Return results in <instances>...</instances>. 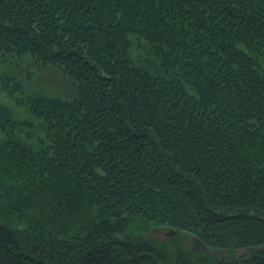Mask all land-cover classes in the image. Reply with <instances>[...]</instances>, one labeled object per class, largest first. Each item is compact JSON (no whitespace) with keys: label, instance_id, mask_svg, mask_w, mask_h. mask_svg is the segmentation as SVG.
<instances>
[{"label":"trees","instance_id":"obj_1","mask_svg":"<svg viewBox=\"0 0 264 264\" xmlns=\"http://www.w3.org/2000/svg\"><path fill=\"white\" fill-rule=\"evenodd\" d=\"M0 60V264H264V0H0Z\"/></svg>","mask_w":264,"mask_h":264},{"label":"rangeland","instance_id":"obj_2","mask_svg":"<svg viewBox=\"0 0 264 264\" xmlns=\"http://www.w3.org/2000/svg\"><path fill=\"white\" fill-rule=\"evenodd\" d=\"M1 61V60H0ZM9 66L8 64H3L0 62V69L6 68ZM31 68V73H33L30 79V84L33 86H39L40 84H45L46 92L47 93H56L62 92V90H65L64 84H62V77L61 74L57 71H53L51 69L46 70H39L38 72L35 70V68ZM18 68L14 67V65L11 66V68L8 69V71L12 73H17ZM18 74V73H17ZM30 75V74H29ZM27 77V76H26ZM1 81V80H0ZM4 92L0 93V98L5 99L7 102L10 103L13 107H15V104L13 101H8L5 96ZM15 112L22 113L23 111L21 109L15 108ZM25 112V111H24ZM174 235L170 230H162L158 231L157 236L158 237H171Z\"/></svg>","mask_w":264,"mask_h":264},{"label":"water","instance_id":"obj_3","mask_svg":"<svg viewBox=\"0 0 264 264\" xmlns=\"http://www.w3.org/2000/svg\"><path fill=\"white\" fill-rule=\"evenodd\" d=\"M193 242L196 244V247L198 249H204V250L210 252V248L207 247V246H205L201 240H199V239H193ZM254 251H257V248H254V249H246L245 251H243V254L242 255H245V254H248V253H253ZM222 255L225 258L227 254L226 253L225 254L223 253Z\"/></svg>","mask_w":264,"mask_h":264}]
</instances>
